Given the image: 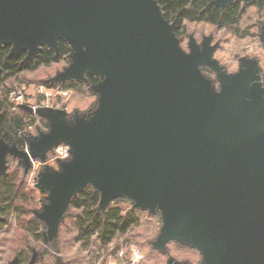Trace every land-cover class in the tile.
<instances>
[{
	"label": "water",
	"instance_id": "95a60500",
	"mask_svg": "<svg viewBox=\"0 0 264 264\" xmlns=\"http://www.w3.org/2000/svg\"><path fill=\"white\" fill-rule=\"evenodd\" d=\"M174 29L157 0H0L8 56L24 51L33 60L43 46L58 54L63 40L73 63L53 81H80L84 72L107 77L92 85L100 94L92 120L68 127L61 113L40 111L52 130L26 138L28 153L0 138V174L7 154L27 168L30 156L70 143L72 164L41 177L51 190L43 213L50 235L69 197L92 183L104 194L101 208L120 193L141 207L159 205L165 223L156 247L175 238L199 248L204 264H264V92L248 86L256 63L246 59L239 74L221 76L219 99L198 72L200 65L220 72L207 41L203 52L190 43L185 56Z\"/></svg>",
	"mask_w": 264,
	"mask_h": 264
},
{
	"label": "clouds",
	"instance_id": "9594fccd",
	"mask_svg": "<svg viewBox=\"0 0 264 264\" xmlns=\"http://www.w3.org/2000/svg\"><path fill=\"white\" fill-rule=\"evenodd\" d=\"M246 0H241V7ZM187 28L182 35L174 36L177 48L185 56L191 55L190 43L203 52L204 42L207 48L212 49L211 61L226 76H235L241 71V60L255 61L258 71L255 79L249 81V87L257 86L264 92V65L259 64L258 55L249 56L245 49H234L227 60L217 54V49L225 51L224 44L236 39L235 33L226 26L211 25L207 22L185 21ZM260 25H264V13L256 11L255 15L245 13L241 29L255 33V39L248 41L250 47L264 53V43L258 38ZM59 40V39H58ZM65 42V41H64ZM68 53L55 64V70L44 75L26 73L29 79L48 80L58 74L63 75L73 63V49L70 43L65 42ZM41 45H37L39 48ZM81 52L87 51L81 47ZM199 74L210 82L214 93L222 90L217 71L205 65L198 66ZM90 74H81L78 86L65 89L61 86L49 87L43 83H28L12 78V84L6 92L7 102L11 111L22 112L20 106L29 104L31 115L35 123L24 117L26 127L20 130L21 135L27 133L32 139H39L41 135L51 132V124L38 113L51 110L62 114V119L68 127L75 126L77 121L88 122L95 117L100 109V94L87 83ZM102 83L106 76H95ZM5 87H9L7 82ZM249 101L251 98H247ZM30 145L25 142L24 152H29ZM75 156L70 143L59 142L47 149L41 157H29V167L25 168L20 157L7 154V173L16 178L23 191L28 194L32 207L37 211L29 213V219L35 228L25 225L23 217L16 211H9L6 222L0 228V250L6 259L0 264H7V260L24 255L31 259L33 255L39 257V264H204V255L199 248L179 239L170 238L161 247H156L164 227L163 211L159 205L151 207L139 206L137 200L127 193H120L107 201L101 208L104 194L94 184L88 183L82 191L75 192L69 197L65 209L55 226V234L50 235L51 226L43 218L46 208L52 204L51 190L42 186L41 177L47 169L51 173L62 174L63 166L71 165ZM82 193H88L94 202L87 208L84 204L76 205ZM34 197V198H33ZM113 209L124 217L132 214L136 222L123 230H117L110 239L105 240L101 228H96L89 234L83 233V227L88 222L85 211L104 218Z\"/></svg>",
	"mask_w": 264,
	"mask_h": 264
},
{
	"label": "trees",
	"instance_id": "16d2710c",
	"mask_svg": "<svg viewBox=\"0 0 264 264\" xmlns=\"http://www.w3.org/2000/svg\"><path fill=\"white\" fill-rule=\"evenodd\" d=\"M161 8L164 18L175 23V33L179 35L184 30L185 21H200L207 22L211 25L226 26L229 29L238 25V22L243 15L246 4L243 8L239 1H234L225 10L221 11L218 7L206 8L212 0H157ZM258 9L264 8L260 2L252 3ZM58 54L51 48L42 47L40 53L33 59L25 61L26 53L20 51L17 54L8 56L10 52L9 45L0 44V138L8 144L15 143L18 147L23 148L25 141L20 133V130L26 127L24 117H28L30 122L34 124L35 118L28 111L15 112L11 111V105L7 102L6 92L9 90L5 87V83L12 78H17L18 75L25 71H33L40 67H47L68 53V49L63 40L58 41ZM88 84H95L98 80L95 76L89 75L87 78ZM49 87L61 86L65 89H72L78 86L77 81L71 80L61 84H53L45 82ZM27 193L23 191L21 184L17 183L16 178L9 175L6 171L4 175H0V228L6 222L5 216L9 211H16L22 216L25 214L22 204L29 201ZM94 202L93 198L88 193H82L81 199L76 201V205L84 204L87 208L89 203ZM88 222L83 227V233L89 234L96 228H101L102 235L105 240H108L117 230H123L136 222V218L132 214L124 217L119 216L118 210L113 209L103 219L92 212L85 211V217ZM29 228H35V224L27 219L24 221ZM20 257L19 263H25L26 259Z\"/></svg>",
	"mask_w": 264,
	"mask_h": 264
},
{
	"label": "rangeland",
	"instance_id": "374dc122",
	"mask_svg": "<svg viewBox=\"0 0 264 264\" xmlns=\"http://www.w3.org/2000/svg\"><path fill=\"white\" fill-rule=\"evenodd\" d=\"M235 1H239L241 3V0H235ZM255 2H260L264 6V2L261 1V0H254V1L246 2L245 5L246 4H250V5H248L246 7V9H245L243 15L241 16L238 24L240 22H242V19H243L245 13H247L248 15H255L256 14V11H259L261 13H264V8L258 9L257 6L252 5V3H255ZM169 22L170 23H174L173 21H169ZM206 26H211V24L207 23ZM186 28H187V24H184V30ZM184 30L179 35H182L184 33ZM230 30L235 33L236 39L230 41L229 43L224 44L225 51H220L219 49H217V54L222 59L227 60L229 58L230 53L234 49H245L247 51V54L249 56L258 55V57H259V64L260 65H264V53H260L258 50H255L253 47H250L249 44H248V41H249L250 38L252 40L255 39V33H251L249 31H247L246 29H241V28L238 27V25L236 27L232 28V29L230 28ZM263 30H264V25H260L259 32H258V38L260 39V41L262 43H264V33H263ZM176 36H178V35L176 34ZM244 60H246V59H244ZM244 60H241V63ZM55 64L56 63H53V64H51L50 66H47V67H40V68H38L36 70H33V71H25V72H22V73H20L18 75V77L16 78V80H18V81H27L28 83L36 82V83H43V84L45 82H49V83H53V84H58L59 85L61 83H59L57 81H53V78H49L48 80H36V81H34L32 79H29L28 76L25 75L26 73H36L37 76L47 74V73L55 70ZM241 68H242V66H241ZM221 76H224V74L220 70V72L218 73V79H219V81H220V77ZM7 84L9 86V87H7V89H9L10 86H11V84H12V80H8L7 81ZM90 85L92 86L93 84H90ZM53 88H55V87H53ZM257 88H258L257 86H252V90H255ZM216 96H218L219 99H222L223 98L222 90H221V92L219 94H216ZM20 107H21V109L23 111H28V112L31 113V109H30V105L29 104H25V105H22ZM23 135H24L25 139L26 138H31L27 133H25ZM27 197L29 199V196L28 195H27ZM22 208L25 211V214L22 216L23 217V221H26L27 219H29V216H28L29 213H33V212H36L37 211L34 207H32V204H31V200L30 199H29V201L27 203L22 204ZM21 257L24 258V259H26V262L29 260V258L26 257V256H24V255H21ZM5 259H6L5 253L2 250H0V261H3ZM13 259L7 260V264L10 261H12ZM25 263H21V264H25ZM36 264H39V257L38 256L36 257Z\"/></svg>",
	"mask_w": 264,
	"mask_h": 264
},
{
	"label": "flooded vegetation",
	"instance_id": "af4514ba",
	"mask_svg": "<svg viewBox=\"0 0 264 264\" xmlns=\"http://www.w3.org/2000/svg\"><path fill=\"white\" fill-rule=\"evenodd\" d=\"M231 5V4H230ZM229 5V6H230ZM228 6V7H229ZM228 7H226L224 10H221L220 8V10L223 12V11H225ZM256 66H257V64H256ZM22 137H23V139H24V141L26 142V139H25V137H24V135H22ZM12 144V143H11ZM18 148H20V147H18ZM20 149H24V147L23 148H20ZM6 165L8 166V163H6ZM7 169V168H6ZM6 173V172H5ZM0 175H4V174H0ZM0 218H1V216H0ZM37 257V256H36ZM18 258V261H17V264H21V263H19V261H20V257H17ZM31 260V259H30ZM30 260H28L25 264H28V262L30 261ZM34 264H36V259H35V262H34Z\"/></svg>",
	"mask_w": 264,
	"mask_h": 264
}]
</instances>
